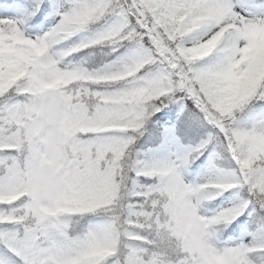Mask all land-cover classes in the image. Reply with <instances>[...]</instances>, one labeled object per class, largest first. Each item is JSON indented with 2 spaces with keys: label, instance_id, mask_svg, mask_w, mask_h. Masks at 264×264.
<instances>
[{
  "label": "snow or ice",
  "instance_id": "obj_1",
  "mask_svg": "<svg viewBox=\"0 0 264 264\" xmlns=\"http://www.w3.org/2000/svg\"><path fill=\"white\" fill-rule=\"evenodd\" d=\"M0 264H264V0H0Z\"/></svg>",
  "mask_w": 264,
  "mask_h": 264
}]
</instances>
